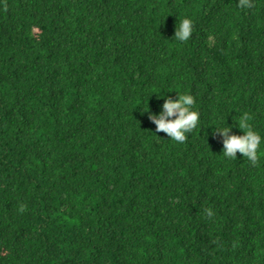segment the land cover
<instances>
[{
    "label": "clouds",
    "instance_id": "obj_1",
    "mask_svg": "<svg viewBox=\"0 0 264 264\" xmlns=\"http://www.w3.org/2000/svg\"><path fill=\"white\" fill-rule=\"evenodd\" d=\"M239 6L242 8L252 7L251 0H239ZM192 33V21L190 19H183L180 22L179 28H176L174 36L179 41H187ZM195 103L191 95H179L178 99L173 100L168 98L163 104V112L159 116L149 113V118L154 121L157 132H165L168 136L179 143L186 140L185 133L191 132L197 125L199 120V113L191 110V106ZM172 117V119H169ZM250 119L248 115L242 116L239 127L244 131V135H231L227 133L229 128L215 129L224 133L225 139L223 141V153L229 158H235L237 151H239L244 158H247L252 165L258 162L257 149L260 144L261 137L251 129L247 121ZM214 130V131H215ZM24 205L19 208L20 212L25 211ZM209 217L212 216L210 210H206Z\"/></svg>",
    "mask_w": 264,
    "mask_h": 264
}]
</instances>
